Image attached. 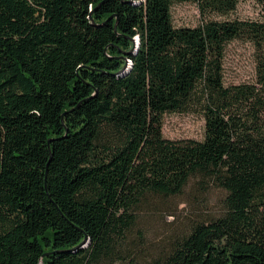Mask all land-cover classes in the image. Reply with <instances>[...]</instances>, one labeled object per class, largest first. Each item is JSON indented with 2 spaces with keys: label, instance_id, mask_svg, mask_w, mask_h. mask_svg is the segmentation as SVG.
Segmentation results:
<instances>
[{
  "label": "trees",
  "instance_id": "obj_1",
  "mask_svg": "<svg viewBox=\"0 0 264 264\" xmlns=\"http://www.w3.org/2000/svg\"><path fill=\"white\" fill-rule=\"evenodd\" d=\"M184 1L238 4L0 0V264H264V18L175 26ZM236 38L256 81L226 85ZM195 107L203 139L164 136ZM193 177L225 189L223 213L152 262L125 255L140 205Z\"/></svg>",
  "mask_w": 264,
  "mask_h": 264
},
{
  "label": "rangeland",
  "instance_id": "obj_2",
  "mask_svg": "<svg viewBox=\"0 0 264 264\" xmlns=\"http://www.w3.org/2000/svg\"><path fill=\"white\" fill-rule=\"evenodd\" d=\"M175 26H197L209 20L264 18V0H238L228 14L202 13L194 1L174 2L171 6ZM256 48L248 39L236 38L225 46L223 58L226 85L256 81ZM206 120L199 107L163 116L167 138L203 139ZM224 188L213 181L193 177L177 195H150L136 212V221L122 244V251L142 263L165 256L173 243L190 232L194 225L220 216L224 211Z\"/></svg>",
  "mask_w": 264,
  "mask_h": 264
},
{
  "label": "built area",
  "instance_id": "obj_3",
  "mask_svg": "<svg viewBox=\"0 0 264 264\" xmlns=\"http://www.w3.org/2000/svg\"><path fill=\"white\" fill-rule=\"evenodd\" d=\"M130 62H131L130 60L127 61L128 64H130Z\"/></svg>",
  "mask_w": 264,
  "mask_h": 264
}]
</instances>
